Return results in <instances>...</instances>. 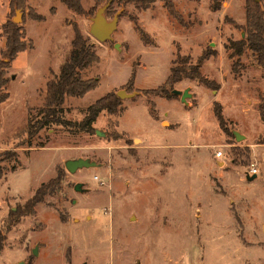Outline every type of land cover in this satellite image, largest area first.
Here are the masks:
<instances>
[{"label":"rangeland","instance_id":"1","mask_svg":"<svg viewBox=\"0 0 264 264\" xmlns=\"http://www.w3.org/2000/svg\"><path fill=\"white\" fill-rule=\"evenodd\" d=\"M8 1L0 0V50L1 25L15 15ZM170 1L184 25L161 0L142 11L115 1L106 19L124 15L101 42L89 33L93 0H81L83 15L61 0H26L17 23L28 46L5 69L0 104V264H264V70L250 50L230 57L225 47L245 36V0ZM74 25L99 57L81 76L98 82L65 98V118L80 121L108 92L135 93L120 98L117 115L99 113L92 126L103 134L52 125L27 138ZM206 51L215 54L200 71L216 88L186 77L165 84L171 67L189 70ZM172 89H188L186 103ZM73 158L97 165L70 173L64 163ZM54 179L34 213L5 229L10 211Z\"/></svg>","mask_w":264,"mask_h":264},{"label":"trees","instance_id":"2","mask_svg":"<svg viewBox=\"0 0 264 264\" xmlns=\"http://www.w3.org/2000/svg\"><path fill=\"white\" fill-rule=\"evenodd\" d=\"M68 9L77 14H85V10L81 4V0H61ZM96 5H102L109 0H93ZM120 1L123 4L133 3L135 8L139 11L148 9L156 0H111L108 8L105 10V15H112L115 12L113 3ZM164 2V6L167 8L169 14L173 16L179 24L184 25L181 14L175 10L170 0H161ZM263 0H245V24L242 29L245 32V36L239 40H230L225 46L230 50L229 56L240 57L244 50L249 49L255 56L257 64L264 69V9L262 7ZM26 0H9L8 7L10 13H16V11L24 10ZM218 5L213 7V10H218ZM124 15L122 11L119 15ZM35 19H40V16H35ZM129 19L137 23V17L130 15ZM2 35L5 38L4 46L0 50V104L8 97L7 93H4L3 87L6 84L5 69L9 67L10 62L16 57V55L27 48V42L25 39V30L19 23H15L11 18L7 19L1 25ZM215 54L213 51L203 52L197 59L196 64L190 65L189 70L184 67L173 66L170 69V74L165 80L166 85H172L174 82L180 80L182 77L189 78L191 80H197L198 82L206 85L209 88H216L217 83L205 77L200 71V63L202 60L208 58L210 55ZM99 57L93 47V44L89 41L88 37H85L77 25L73 26V37L71 40V48L69 50L68 57L62 63L59 72L54 75L53 78L46 82L45 95L42 106L38 109V118L35 123L28 122L26 129L22 132L26 134L27 138H32L40 129L46 126L59 125L65 128L86 131L92 133L94 128L92 123L96 120L101 111H106L109 115H117L121 110V100L116 93L108 92L102 97L96 99L86 109L85 116L80 121H71L64 116L63 103L66 97H82L88 90L94 88L97 85V78H83L81 76L82 70L88 68L93 63L98 62ZM132 78L128 81L127 85L132 87ZM163 90V86L156 89L145 92L156 93ZM260 115L263 117V107L260 106ZM214 115L216 116L219 126L226 130L225 120L222 116V111L219 103H215ZM95 132V130H94ZM8 154V152H6ZM11 155L16 156L15 152H11ZM2 176L0 170V178ZM54 180H50L47 183H42L37 187L33 195L25 202L23 207L17 208L15 211H10L7 217L5 229L16 224L21 216L33 214L34 207L37 203L43 200V197L49 190V188L55 183ZM4 236L2 234V228H0V251L3 248Z\"/></svg>","mask_w":264,"mask_h":264},{"label":"water","instance_id":"3","mask_svg":"<svg viewBox=\"0 0 264 264\" xmlns=\"http://www.w3.org/2000/svg\"><path fill=\"white\" fill-rule=\"evenodd\" d=\"M110 2H111V0L103 3L102 5H100L96 9L93 17L91 18V23L89 26V33L96 40L101 41V42H103L105 40H109L112 38L111 34L115 31V29L117 27V23H118V15L120 14L119 11H117L113 15L111 20L106 19L105 10L108 8ZM19 19H20V11H16L12 20H13V22L17 23L19 21ZM134 93L135 92L127 93V92H125V90H119L116 92V95L119 98H121L123 95L132 96ZM171 93L173 95H179L180 100L184 103H186V98L190 96L188 89H184L183 91L178 90V89H172ZM95 133L96 134H103L102 132L98 131L97 129H95ZM233 133H234L235 139H239L241 137L242 138L244 137L243 135H241L237 131H234ZM64 165H65V168L67 171H69L70 173H73L79 168L93 167V166H96L97 164L95 161H91L87 158H73V159H67L65 161ZM253 176H255V175H253ZM74 189L82 191L83 189L81 188V183H76L74 185ZM32 253L36 254L37 253L36 249H33ZM18 264H21V262Z\"/></svg>","mask_w":264,"mask_h":264},{"label":"built area","instance_id":"4","mask_svg":"<svg viewBox=\"0 0 264 264\" xmlns=\"http://www.w3.org/2000/svg\"><path fill=\"white\" fill-rule=\"evenodd\" d=\"M216 154L217 156H221L222 155V151L218 150L216 151ZM257 173V169L254 167V164H251L250 165V168H249V174H256Z\"/></svg>","mask_w":264,"mask_h":264},{"label":"crops","instance_id":"5","mask_svg":"<svg viewBox=\"0 0 264 264\" xmlns=\"http://www.w3.org/2000/svg\"><path fill=\"white\" fill-rule=\"evenodd\" d=\"M117 24H118V23H117ZM245 50H249V49L246 48ZM245 50H244V51H245ZM229 53H230V51H229ZM229 53H228V54H229ZM243 53H244V52H243ZM258 66H259V65H258ZM259 67H260V66H259ZM260 68H261V67H260ZM261 69H262V68H261ZM262 70H264V69H262Z\"/></svg>","mask_w":264,"mask_h":264}]
</instances>
